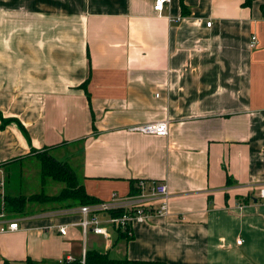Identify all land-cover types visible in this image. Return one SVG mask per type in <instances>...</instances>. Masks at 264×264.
<instances>
[{
	"label": "crops",
	"instance_id": "1",
	"mask_svg": "<svg viewBox=\"0 0 264 264\" xmlns=\"http://www.w3.org/2000/svg\"><path fill=\"white\" fill-rule=\"evenodd\" d=\"M184 3L170 0L159 16L153 0H0V191L55 188L34 149L67 163L97 200L139 179L169 193L167 216L109 244L71 226L72 198L2 212L0 226L18 229L0 233V264H82L90 250L264 264V0ZM159 121L165 136L129 129Z\"/></svg>",
	"mask_w": 264,
	"mask_h": 264
},
{
	"label": "built area",
	"instance_id": "2",
	"mask_svg": "<svg viewBox=\"0 0 264 264\" xmlns=\"http://www.w3.org/2000/svg\"><path fill=\"white\" fill-rule=\"evenodd\" d=\"M170 0H153V10L159 16L163 14L164 6ZM170 21H179L180 17L167 16ZM210 26V22L206 23ZM255 44V36L251 37V45ZM131 131L144 134L165 136L168 131L166 121L151 122L135 125L129 128ZM259 196L264 199V188H260ZM168 188L164 182L147 181L139 179L136 181L135 192L120 195L111 193L108 199L97 200L90 204L78 205L65 212L79 217L77 223L71 226L79 227L84 237L88 233L101 236L106 244L111 241L112 235L123 232L127 237L132 236V226L136 223H143L155 217H165L168 215ZM158 199L157 207L151 205ZM18 229L16 222H9L6 227L0 226V233L13 232ZM68 226L58 227L61 236L67 234ZM85 251L82 255L84 263Z\"/></svg>",
	"mask_w": 264,
	"mask_h": 264
},
{
	"label": "trees",
	"instance_id": "3",
	"mask_svg": "<svg viewBox=\"0 0 264 264\" xmlns=\"http://www.w3.org/2000/svg\"><path fill=\"white\" fill-rule=\"evenodd\" d=\"M249 0H247L248 2ZM180 7L183 12H185L186 6L184 0H179ZM264 11V3L262 5ZM1 127H3V122L5 119H2L0 116ZM7 120V119H6ZM22 131L24 128L19 124ZM35 156L40 161L41 165V179L44 182L45 178L50 177L56 181H61L65 183V187L57 195H47L44 192L34 193L31 195H8L0 191V214L2 212L6 214H21L24 211V208L27 203H46V202H59V200H64L67 198H72L77 200L78 205L90 204L97 202V199L89 196L82 184L78 183L74 172L68 166L67 163L61 162L53 158V156L48 152V150L36 151L31 150ZM4 166V163L0 164V168ZM133 190L135 192L136 181L133 184ZM132 237V236H131ZM131 237L123 232L117 234L118 240L128 241ZM25 264H44L42 262H35L28 260ZM66 264V263H63ZM71 264H80L79 262H73ZM83 264H166L164 262H154V261H133L127 258L123 259H113L110 258L107 253H101L98 251L90 250L85 252L84 263Z\"/></svg>",
	"mask_w": 264,
	"mask_h": 264
},
{
	"label": "rangeland",
	"instance_id": "4",
	"mask_svg": "<svg viewBox=\"0 0 264 264\" xmlns=\"http://www.w3.org/2000/svg\"><path fill=\"white\" fill-rule=\"evenodd\" d=\"M51 182H52V184L55 185V188H51L49 184H46L45 186L41 184V185H39V187L37 188L38 190H36V191H38V192L43 191L45 193H49L50 191L57 192V191H60V189L62 188L63 185L65 186V183L60 182V181H55V180L53 181L51 179ZM14 183H15V181H14ZM48 183H49V181H48Z\"/></svg>",
	"mask_w": 264,
	"mask_h": 264
}]
</instances>
